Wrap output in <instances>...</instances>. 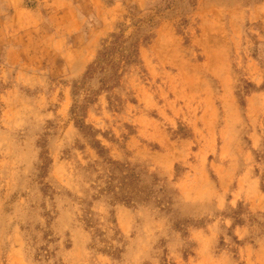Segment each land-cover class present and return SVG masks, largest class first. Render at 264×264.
<instances>
[{
	"label": "rangeland",
	"instance_id": "374dc122",
	"mask_svg": "<svg viewBox=\"0 0 264 264\" xmlns=\"http://www.w3.org/2000/svg\"><path fill=\"white\" fill-rule=\"evenodd\" d=\"M0 264H264V0H0Z\"/></svg>",
	"mask_w": 264,
	"mask_h": 264
}]
</instances>
